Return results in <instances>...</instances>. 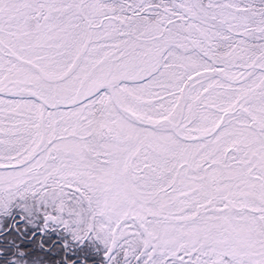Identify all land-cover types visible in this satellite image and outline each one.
Returning a JSON list of instances; mask_svg holds the SVG:
<instances>
[{"label": "snow or ice", "instance_id": "obj_1", "mask_svg": "<svg viewBox=\"0 0 264 264\" xmlns=\"http://www.w3.org/2000/svg\"><path fill=\"white\" fill-rule=\"evenodd\" d=\"M0 264H264V0H0Z\"/></svg>", "mask_w": 264, "mask_h": 264}]
</instances>
